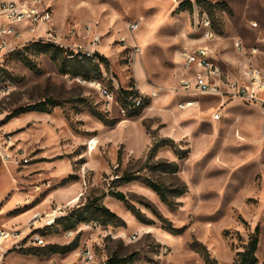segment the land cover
Listing matches in <instances>:
<instances>
[{
    "label": "rangeland",
    "instance_id": "obj_1",
    "mask_svg": "<svg viewBox=\"0 0 264 264\" xmlns=\"http://www.w3.org/2000/svg\"><path fill=\"white\" fill-rule=\"evenodd\" d=\"M17 1L47 8L52 18L35 31L29 21L13 23L16 34L0 37V146L28 202L23 208L42 215L5 264L30 263L12 262V252L46 264L68 254L74 264H106L112 255H132V264H235L257 225V264H264L263 107L233 99L219 120L208 96L197 94L195 108L178 107L182 52L205 42V18L214 32L206 44L230 78L244 79L247 65L264 71V0H208L212 7L191 0L192 9L184 0ZM49 36L94 56L55 57L40 40ZM125 89L158 94L133 109L119 97ZM47 99L54 101L48 111L15 114ZM126 173L137 178L120 181ZM150 180L168 188L174 207ZM11 185L0 157V193ZM117 190L125 200L110 194ZM102 205L118 218L102 216ZM77 219L93 220L67 227ZM37 236L43 245L29 243ZM63 244L75 250L53 254L51 246Z\"/></svg>",
    "mask_w": 264,
    "mask_h": 264
},
{
    "label": "built area",
    "instance_id": "obj_2",
    "mask_svg": "<svg viewBox=\"0 0 264 264\" xmlns=\"http://www.w3.org/2000/svg\"><path fill=\"white\" fill-rule=\"evenodd\" d=\"M0 18H7L8 24H4L0 19V37L7 35H15L16 28L13 23L29 21L30 26L34 23L36 26H32L30 30L35 31L37 27L46 25L51 20V11L47 8H41L33 5L20 4L17 0H0ZM40 25V26H41ZM139 23L130 22L128 27L130 29L138 28ZM205 32L203 34L204 43L202 45L186 49L182 52V78L180 79L179 90L183 94V99L178 103V107L186 109L194 107L199 104V98L197 94L203 96H215L219 98L218 107L213 114V118L219 120L221 118L220 108L225 106L230 100L242 99L249 104H260L264 110V71L259 67L253 65H247L244 67V79L230 78L219 62L217 56L212 52L210 46L206 42H210L214 37V32L211 30V21L208 18L204 19ZM95 39H99L96 37ZM39 40V39H38ZM42 42L51 43L56 46L63 47L59 40L54 39L52 36L49 38L40 39ZM39 40V41H40ZM5 46V45H4ZM236 46L241 50L242 45L240 42H236ZM3 45H0V49ZM16 48L9 52L15 51ZM75 54H82L88 57H93L94 53L90 51H73ZM1 70V69H0ZM99 89L103 96L114 100L115 96L107 87L99 85ZM126 90V89H125ZM129 92H120V99L125 106L129 108H141L145 106L148 97L157 96L158 91L152 90L150 94H142L137 90L130 89ZM149 95V96H147ZM125 111L124 107L122 108ZM28 162L27 159H25ZM42 215L35 213L31 219V226L34 225ZM54 221V219H53ZM56 221V220H55ZM95 224L100 222L94 220ZM48 223H50L48 221ZM72 234L73 232L70 231ZM21 231L8 230L0 227V264H5V258L7 254L13 249L23 248V237H20ZM29 243L43 245L44 239L37 236ZM10 243V245L8 244ZM87 260L93 258L91 252H87Z\"/></svg>",
    "mask_w": 264,
    "mask_h": 264
},
{
    "label": "trees",
    "instance_id": "obj_3",
    "mask_svg": "<svg viewBox=\"0 0 264 264\" xmlns=\"http://www.w3.org/2000/svg\"><path fill=\"white\" fill-rule=\"evenodd\" d=\"M196 2L201 5L203 3H207L208 5L215 6L216 4H213L212 2L208 1V0H196ZM182 6H187L190 9H192L193 4L191 2V0H184L181 3ZM42 42V41H41ZM44 44H46V47H48L49 49H52L54 51V56L57 57L60 54H64L66 58L77 61V62H85L87 59H92L91 57H88L86 55L82 54H75L72 50H67L64 47H60V46H56L54 44L51 43H46L43 42ZM96 56H99V54H97ZM100 58H102L103 60L105 59L103 56H100ZM121 92H129L128 90H121ZM51 101L52 103H54V101L52 99H47V100H43L34 104H30L27 105L25 107H21L19 109H17L15 111V114L17 113H21L24 111H48L46 109L47 103ZM137 177L135 176V174H130V173H126L123 174L121 176L118 177V179H120V181L122 182H130L133 181L134 179H136ZM149 185L150 187L157 191L158 194L160 195L162 201H164L166 204H168L170 207H174V201L171 200L168 196V188L166 186H164L161 183L155 182V181H149ZM186 188H182V189H178V195L183 194L185 192ZM111 195L115 196L116 198L120 199V200H125V194L123 191H111L110 192ZM97 210L100 212V214H102V216L105 217H109L112 219H116L118 218V215L111 211L109 207L102 205V206H98ZM71 215L69 216H65V219L67 221H69ZM93 219H88V220H81V219H77L76 221L70 223L67 225V227L69 228H73L75 226H77L79 223H83V222H88V221H92ZM96 221L100 222L101 224H108L106 221H102L99 219H95ZM57 221V220H56ZM259 232H260V227L257 225L255 228V233L250 237L249 242L246 246V249L244 251L239 252V256L236 260L235 264H257L259 262V258L257 256V250H258V246H259ZM74 246H52L51 247V251L56 252V251H65V249H72ZM132 255H126V256H119V255H112L110 256L107 261L106 264H132ZM208 263H215V260L212 259H207Z\"/></svg>",
    "mask_w": 264,
    "mask_h": 264
},
{
    "label": "crops",
    "instance_id": "obj_4",
    "mask_svg": "<svg viewBox=\"0 0 264 264\" xmlns=\"http://www.w3.org/2000/svg\"><path fill=\"white\" fill-rule=\"evenodd\" d=\"M180 75H182V71L180 72ZM208 97L213 98V100H215L216 102L219 101L218 97H215V96H208ZM195 107L196 106H194L193 108H195ZM4 152H5V150L0 146V157H1L2 161L4 162L5 175H8L11 177L14 185L8 186L4 191H2L0 193V227H3V228L8 229V230H19V231L21 230L20 237H23L27 233H29V231L31 229L29 222L31 221V218L33 217V215L35 214V212L39 208L38 207L23 208L27 205L28 202L25 198L24 192L18 190L17 181L14 177L13 169L11 168L10 163L4 159ZM29 201H31V200H29ZM54 246H56V245H54ZM61 246H72V245L71 244H67V245L63 244ZM73 249H74V247L70 250L66 248L64 252H66V253L71 252V251H73ZM56 253H57V251L54 252L53 254H56ZM8 257H10V260L12 262H16V263L18 262V260H21V261H29L30 262L29 264L36 263V262H38V264H46V261H44V260L33 259L34 255L29 256V255H25V254H19L17 252H12V253H10V255ZM73 257L74 256H72V254L66 255L61 264H68V263L74 264L75 261H73ZM45 258L50 259L52 257H45ZM58 264H60V263H58Z\"/></svg>",
    "mask_w": 264,
    "mask_h": 264
},
{
    "label": "bare ground",
    "instance_id": "obj_5",
    "mask_svg": "<svg viewBox=\"0 0 264 264\" xmlns=\"http://www.w3.org/2000/svg\"><path fill=\"white\" fill-rule=\"evenodd\" d=\"M53 221V218L49 220V222L51 223Z\"/></svg>",
    "mask_w": 264,
    "mask_h": 264
}]
</instances>
